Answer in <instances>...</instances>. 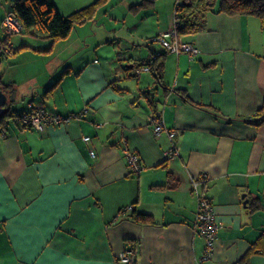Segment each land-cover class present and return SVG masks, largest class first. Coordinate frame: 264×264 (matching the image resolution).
<instances>
[{"label": "crops", "instance_id": "obj_1", "mask_svg": "<svg viewBox=\"0 0 264 264\" xmlns=\"http://www.w3.org/2000/svg\"><path fill=\"white\" fill-rule=\"evenodd\" d=\"M13 1L0 0V39ZM132 6L121 26L108 9L109 24L84 21L51 50V39L11 38L0 76L24 101L13 109L84 117L43 130L11 122L8 135L0 132V264H123L130 250L134 264H197L205 239L192 179L203 175L200 190L223 223L207 264H235L255 246L250 264H264V123L238 120L264 105V24L208 12L202 30L178 36L199 52L176 54L155 39L175 12L130 21ZM154 51L165 53L166 88L151 67L138 71ZM182 90L235 120L187 103ZM152 116L177 136L156 135ZM124 140L142 158L140 173L130 171ZM174 144L178 154L168 158ZM170 173L175 186H165Z\"/></svg>", "mask_w": 264, "mask_h": 264}, {"label": "trees", "instance_id": "obj_2", "mask_svg": "<svg viewBox=\"0 0 264 264\" xmlns=\"http://www.w3.org/2000/svg\"><path fill=\"white\" fill-rule=\"evenodd\" d=\"M103 1L107 3L109 0H96L88 6L81 8L70 15H64L60 12L54 0H14L9 12L15 14L20 20L24 28L23 33L31 34L39 38L51 39L52 45L49 48L51 50L56 42L65 40L71 35L77 23H83L87 20H94L98 8L104 4ZM150 1L154 2V0ZM144 4L145 3L134 5L132 8H138ZM208 12H223L229 15H254L258 17L264 24V0H183L182 2L177 3L175 9V30L177 35L181 36L185 34H192L202 30L204 28L203 21ZM10 39L11 37L6 34L3 39H0L1 45L5 44ZM18 50H20V48ZM156 53L157 56L151 63V69L156 75L158 82L166 88V85L163 83V54L165 53L162 54L161 52L158 53L157 51H154L152 54ZM4 58H2L1 61ZM146 62H148V59L144 61L143 64ZM67 71L68 69H66L63 74H65ZM57 83H55V85H57ZM0 90H2L8 96V100L4 104L5 110L0 118V132L6 136L8 135V125L11 122H15L23 127H26L19 118L24 112L28 111H16L13 109L12 106L16 102L14 99L13 85L6 84L3 81L2 76H0ZM180 92L187 103L212 112L216 116L224 118L228 121L235 120L222 116L213 108L206 107L195 102L187 92L183 90ZM238 120L255 125L263 124L264 105L252 116L238 118ZM173 178V175L170 173L168 183L165 186H175L176 183L172 182ZM132 217L135 220L143 223L153 222L152 216L145 213L134 212ZM255 247H253L254 249L252 248L251 251L244 255L235 264H250L251 254L253 252H260L257 251Z\"/></svg>", "mask_w": 264, "mask_h": 264}, {"label": "built area", "instance_id": "obj_3", "mask_svg": "<svg viewBox=\"0 0 264 264\" xmlns=\"http://www.w3.org/2000/svg\"><path fill=\"white\" fill-rule=\"evenodd\" d=\"M175 13H174V22L169 31L162 33L155 37L156 40L160 41L163 47L169 51L176 54H180L182 52L188 53L189 55H195L199 52V48L190 42H185L181 38L178 37L177 32L175 30ZM3 26L6 34L10 37L23 33V25L20 20L16 17L15 14L8 12L3 19ZM14 54V46L10 40H8L5 44L0 47V61L4 57H8ZM157 56L153 54V56L143 64L140 70H150L151 63L154 58ZM84 117L83 112L78 113H70L68 115H62L51 112L45 106L34 107L32 110L28 112H24L20 116V121L29 128H34L37 130H43L51 125H63L68 124L73 121H80ZM152 120L154 121L153 132L158 135L163 131H167L169 136L174 139L177 136L176 130H170L166 127L164 120L161 116H152ZM84 140L90 141V136H84ZM123 152L125 157L128 160V164L130 167V171L132 173H140L143 169L142 158L140 155L132 150L126 140H124V148ZM178 154L177 145L174 144L173 150L168 153V158ZM90 155L95 157L96 151L94 149H90ZM205 175L200 176L198 178L192 179L193 191L198 197V209L196 211V221L195 227L196 231L199 232L205 239V248L202 256L200 257L197 264H207L215 255L216 250V242L219 237V232L223 227L222 221L218 218L215 207L212 201L203 194L200 190L201 183L205 182L207 179ZM126 209L132 210L133 205H129ZM119 262L123 264H134L136 261V256L134 251H125L121 253L119 257Z\"/></svg>", "mask_w": 264, "mask_h": 264}, {"label": "rangeland", "instance_id": "obj_4", "mask_svg": "<svg viewBox=\"0 0 264 264\" xmlns=\"http://www.w3.org/2000/svg\"><path fill=\"white\" fill-rule=\"evenodd\" d=\"M59 9L65 13V15H70L73 12L77 11V9H74L75 6L79 5L80 7L84 8L86 6H88L89 4L93 3L96 0H55ZM183 0H155V2H151L150 0H109L107 3L105 1H103V5L98 8L97 13H96V20H98V22H100L101 26L104 25V23L109 24L108 22H111V18L110 16L107 14V11L109 9L108 12H116L117 16H120V20L118 21V26H121L123 24V18L126 17L123 16V12H124V6H132L133 4H137V3H145L142 6H139L138 8H132L136 10V12H133L128 15L129 20L131 21L133 18L132 17H136L137 19H146V18H151L153 21H155V23L158 21V17H160V21L162 22L163 20V16L168 14V11L171 10L172 12H175L176 9V5L178 2H182ZM106 3V4H105ZM141 4V3H140ZM139 5V4H138ZM81 9V8H80ZM130 9V10H131ZM173 14V13H172ZM129 22V21H128ZM81 23H77L75 25V27L77 28L78 25H80ZM74 27V28H75ZM74 30V29H73ZM121 32V31H119ZM26 35H22V36H15L16 38H20V37H25ZM13 37V36H12ZM11 37V38H12ZM9 60L6 58L2 61V63L0 64V72H4L7 67L9 66ZM7 77V76H5ZM24 101L19 100L17 101L14 105H21Z\"/></svg>", "mask_w": 264, "mask_h": 264}, {"label": "water", "instance_id": "obj_5", "mask_svg": "<svg viewBox=\"0 0 264 264\" xmlns=\"http://www.w3.org/2000/svg\"><path fill=\"white\" fill-rule=\"evenodd\" d=\"M0 47H1V41H0ZM7 100H8V96L2 90H0V118L5 110L4 104L7 102Z\"/></svg>", "mask_w": 264, "mask_h": 264}]
</instances>
